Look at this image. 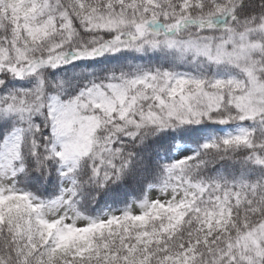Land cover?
<instances>
[{"label":"snow or ice","instance_id":"obj_1","mask_svg":"<svg viewBox=\"0 0 264 264\" xmlns=\"http://www.w3.org/2000/svg\"><path fill=\"white\" fill-rule=\"evenodd\" d=\"M0 264H264V0H0Z\"/></svg>","mask_w":264,"mask_h":264}]
</instances>
